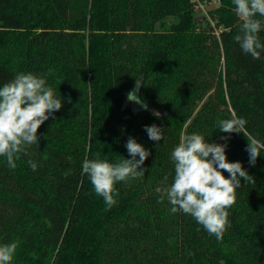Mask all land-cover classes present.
<instances>
[{
  "label": "trees",
  "instance_id": "16d2710c",
  "mask_svg": "<svg viewBox=\"0 0 264 264\" xmlns=\"http://www.w3.org/2000/svg\"><path fill=\"white\" fill-rule=\"evenodd\" d=\"M216 2L210 23L191 0H0V86L46 74L63 98L29 156L15 169L0 157V244L18 243L13 264H264V149L251 166L243 133L218 124L234 111L264 143V52L242 51L232 0ZM136 79L148 110L124 113ZM153 124L164 140L148 138ZM192 133L227 144L228 161L255 178L242 181L220 241L158 202L173 182L171 153ZM129 137L150 151L147 170L119 182L105 211L82 163L131 159Z\"/></svg>",
  "mask_w": 264,
  "mask_h": 264
},
{
  "label": "clouds",
  "instance_id": "9594fccd",
  "mask_svg": "<svg viewBox=\"0 0 264 264\" xmlns=\"http://www.w3.org/2000/svg\"><path fill=\"white\" fill-rule=\"evenodd\" d=\"M232 3L239 20V32L234 40L244 53L250 54L253 59H260L264 52V42L259 37L264 30V0H232ZM141 81L136 79L135 87L127 93V99L148 110V105L138 96ZM62 106L63 98L61 95L58 97L47 83L46 74L19 72L0 86V157L6 159L10 169L17 167L21 155L29 156L27 149L39 143L38 129ZM153 115L159 118L158 113L153 112ZM246 123L233 111L230 118L218 122L219 132L243 133L247 140L249 164L255 166L264 143L247 133ZM145 131L152 141L164 140V129L155 124L146 125ZM125 147L131 159L121 156L120 160L109 162L97 153L94 159H85L82 163V174H87L94 192L103 198L105 211L117 204L119 192L116 185L119 182L141 178L147 170L142 165L150 156V151L132 137L128 138ZM226 147L227 144L209 142L199 133L182 136L171 153L173 182L158 201L162 203L166 196L172 214L182 212L190 215L218 241L223 239L230 227L229 209L236 203V193L242 181L255 183V178L249 175L241 162L228 161ZM27 164L32 171L37 170L38 165L31 158ZM224 172L229 176L226 177ZM167 179L165 176L164 181ZM17 248L15 241L0 244V264H13Z\"/></svg>",
  "mask_w": 264,
  "mask_h": 264
},
{
  "label": "rangeland",
  "instance_id": "374dc122",
  "mask_svg": "<svg viewBox=\"0 0 264 264\" xmlns=\"http://www.w3.org/2000/svg\"><path fill=\"white\" fill-rule=\"evenodd\" d=\"M191 2L194 3V10L198 14L199 18L205 17L211 23L212 21H211L210 13L217 8L216 0H212V1L191 0ZM127 105L131 106L132 112L134 113L138 112L141 109V106L134 102H132V105L130 102H128Z\"/></svg>",
  "mask_w": 264,
  "mask_h": 264
},
{
  "label": "water",
  "instance_id": "95a60500",
  "mask_svg": "<svg viewBox=\"0 0 264 264\" xmlns=\"http://www.w3.org/2000/svg\"><path fill=\"white\" fill-rule=\"evenodd\" d=\"M128 102L125 103V108L123 109L124 113L132 112L131 106L127 105ZM149 112L153 114V112L159 114V118H163L166 116V113L159 110H153L152 108L149 109ZM155 116V115H154ZM157 117V116H155Z\"/></svg>",
  "mask_w": 264,
  "mask_h": 264
}]
</instances>
